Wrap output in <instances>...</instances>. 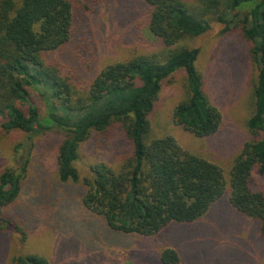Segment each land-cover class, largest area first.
Masks as SVG:
<instances>
[{"label": "trees", "instance_id": "trees-1", "mask_svg": "<svg viewBox=\"0 0 264 264\" xmlns=\"http://www.w3.org/2000/svg\"><path fill=\"white\" fill-rule=\"evenodd\" d=\"M142 1L154 47L107 65L89 79L97 58L84 57L86 43L81 53L66 51L75 22L89 21L101 0H0V130H17L29 138L46 130L61 135L58 180L81 182L84 208L102 217L113 231L153 236L173 222L191 223L222 197V172L182 149L172 137L145 142L148 116L162 84L182 69L185 96L174 108V123L199 138L216 133L221 114L207 100L196 70L199 50L182 42L209 31L212 23L222 24V34L234 30L244 42L257 70L254 110L247 120L251 140L233 164L229 203L258 220L264 238V193L253 190V175L264 174V0ZM86 52L92 54L90 47ZM56 54L64 58L52 57ZM115 124L131 143L132 157L118 170L95 164L90 176L80 179L74 167L80 145L93 132H105ZM29 144L18 145V150L26 149L25 158ZM26 162L0 171V231H21L3 210L19 197ZM178 261L173 250L161 253L162 264ZM14 264L49 263L30 254L15 258Z\"/></svg>", "mask_w": 264, "mask_h": 264}, {"label": "rangeland", "instance_id": "rangeland-1", "mask_svg": "<svg viewBox=\"0 0 264 264\" xmlns=\"http://www.w3.org/2000/svg\"><path fill=\"white\" fill-rule=\"evenodd\" d=\"M142 3L101 0L89 21L75 22L66 53L79 52L86 43L84 57L97 58L89 79L107 65L154 47ZM223 28L222 24L212 23L209 31L182 42L199 50L196 70L202 77L207 100L221 114L216 133L199 138L174 123V108L185 96V73L181 69L162 84L148 116L150 132L145 140L148 143L172 137L188 153L216 165L225 182L222 197L195 221L173 222L153 236L116 232L102 217L84 208L81 182L58 180L56 161L61 135L46 130L29 138L17 130H0V171L27 160L19 197L3 210L21 231L14 227L0 231V264H14L15 258L30 254L45 258L49 264H162L160 256L165 250L177 253V264H264L259 221L239 213L229 203L233 164L251 140L247 120L254 110L252 89L257 70L244 42L234 30L222 34ZM89 47L92 54L86 52ZM52 57L62 59L64 55ZM34 98L43 115L40 99ZM25 141L31 148L26 158V149L18 150V145L25 147ZM132 154L125 132L115 124L105 132H93L80 145L74 167L83 179L90 176L91 166L105 163L118 170ZM253 176V190L264 193V174Z\"/></svg>", "mask_w": 264, "mask_h": 264}]
</instances>
